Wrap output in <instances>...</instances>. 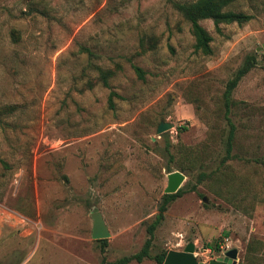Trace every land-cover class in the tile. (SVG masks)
<instances>
[{"label": "rangeland", "instance_id": "1", "mask_svg": "<svg viewBox=\"0 0 264 264\" xmlns=\"http://www.w3.org/2000/svg\"><path fill=\"white\" fill-rule=\"evenodd\" d=\"M197 1L0 0V264L140 252L177 171L150 256L130 264L190 243L199 262L236 248L264 264V0H229L243 24L200 21L211 54L179 10Z\"/></svg>", "mask_w": 264, "mask_h": 264}, {"label": "trees", "instance_id": "2", "mask_svg": "<svg viewBox=\"0 0 264 264\" xmlns=\"http://www.w3.org/2000/svg\"><path fill=\"white\" fill-rule=\"evenodd\" d=\"M229 3H230L229 0H198L195 3L179 5L180 12H182L183 16L192 24V31L196 40L195 48L197 50H200L204 54H211L212 52L211 42L213 38L200 24V21L205 19H212L216 27L219 28L221 24H230L234 22L243 24L250 20V16L244 13L241 12L238 13L232 10H228L227 7L230 6ZM250 69H251L250 66H247L239 71L238 75L228 83L227 94L229 95L231 94V92L236 88L242 77ZM137 72L141 74V70L139 68H137ZM227 107L229 110L230 106L227 105ZM229 123L231 129H230V135L228 137L227 152L228 155L230 156L234 147L235 126L232 121H229ZM183 129L186 130L187 128L184 127ZM179 192L180 190H178L175 194H167L164 196V201L159 209V214L157 216L156 221L148 227L149 238L147 239L144 247L140 252L106 264H130L132 261L142 262L145 258L149 257L150 247L152 245L154 233L157 227L160 225V223L164 220L165 212L168 209V205L177 197ZM107 243L108 242L106 239L101 240L103 251L105 250ZM208 248L210 252L219 251L218 244H216L214 247L210 246ZM167 254L168 253H162L156 255L155 259L157 263L163 264Z\"/></svg>", "mask_w": 264, "mask_h": 264}, {"label": "water", "instance_id": "3", "mask_svg": "<svg viewBox=\"0 0 264 264\" xmlns=\"http://www.w3.org/2000/svg\"><path fill=\"white\" fill-rule=\"evenodd\" d=\"M174 127L173 123L170 122H161L157 128V133L159 135L167 132ZM185 180L183 173L177 171L171 173L168 176V186L165 190V195L175 194L181 187ZM94 239H106L110 236L109 231L107 230L103 218L100 213L94 215ZM195 244L190 243L186 246L184 251H169L163 264H237L238 260V249L234 248L228 250L224 257H219L217 259L211 260L209 263L199 262L195 256Z\"/></svg>", "mask_w": 264, "mask_h": 264}, {"label": "built area", "instance_id": "4", "mask_svg": "<svg viewBox=\"0 0 264 264\" xmlns=\"http://www.w3.org/2000/svg\"><path fill=\"white\" fill-rule=\"evenodd\" d=\"M221 248H223V246H220Z\"/></svg>", "mask_w": 264, "mask_h": 264}]
</instances>
